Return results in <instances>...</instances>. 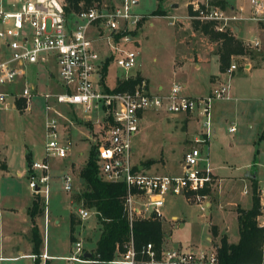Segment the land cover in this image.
I'll return each mask as SVG.
<instances>
[{
  "label": "rangeland",
  "instance_id": "374dc122",
  "mask_svg": "<svg viewBox=\"0 0 264 264\" xmlns=\"http://www.w3.org/2000/svg\"><path fill=\"white\" fill-rule=\"evenodd\" d=\"M127 1L129 13L139 15L140 19L138 24L127 23L131 39L124 47L133 48V42H136L134 67L139 63L148 79L150 92H156L157 85L162 87L161 91H166L172 83H176L181 85V93L184 95L199 97L207 94L209 75L217 72L216 64L211 60L199 62L195 67L191 57L197 51L202 56L203 49L213 50L216 43L194 29L191 20L199 24L208 23L216 31L230 32L245 48L244 54L236 56L235 60L239 63L247 62L251 68L239 69L227 78L224 74L219 75L221 80L227 82L229 98L233 100L212 102L213 106L216 102L222 106L221 125L218 126L216 139L211 136L212 132L216 134V124H210L207 142L201 148L202 158H205L215 174L217 166L221 181L217 187L214 185L209 188L206 196L198 200L188 198V195H168L160 208L162 236H169V243L173 247L211 249L218 243L219 235L223 232L228 242L235 243L238 238L235 210L237 207L247 209L250 206L251 181L248 185V182L238 178L245 172V168L258 173L260 182L255 185V193L259 199L260 214L256 221L264 224V0L260 1L257 12L249 4V0H223L224 15L231 19L221 23L189 17V26L185 21L182 0ZM170 1L179 4L172 13ZM8 2L9 0H0V5L5 6ZM120 2L121 0H100L90 5L112 8L119 7ZM156 11H165L166 14L169 13V17L158 15ZM172 18L175 20L173 25L169 22ZM174 27L180 35L174 31ZM234 27H239V30H234ZM253 41L257 45H252ZM93 46L100 57L106 53L107 49L102 41L94 42ZM42 73L40 74L43 75ZM119 73L121 71L114 63H109L105 75L108 87L114 86L115 76ZM33 81L37 91L34 89L32 92L38 94L31 97L29 108H25L24 103L17 106L15 99L23 81L19 80L13 85V90L8 86H0V92L7 93L0 101V165L4 167V157L8 164L6 172L0 170V205L13 208L7 213L10 217L4 214L0 219V250L6 257H15V260H5L2 264H33L30 256L22 255L31 253L29 233L32 225H35L41 240L39 254L43 247L46 254L58 256L52 259V264H90L63 259L62 256L73 254L75 240H80L82 250L92 252L97 238L96 217L90 214L87 219L76 220V208L80 203L73 201L72 196L83 188L76 178L79 177L78 171L89 151H92L100 130L99 124L95 123L99 113L94 108L83 112L80 107L71 108L52 103L61 114L57 116L64 129L61 135L70 139L69 153L67 157L48 160L47 192L45 196L42 192L34 194L38 198L40 212L31 217L28 210L33 194L27 185L29 179L25 155L28 154L29 163L42 157L45 140L43 121L53 114L51 111L46 113L43 109L42 94L51 90L45 86L47 80L45 85L40 78L34 77ZM188 118L189 116H182V113L165 110L143 112L137 123L138 130L130 140L131 161L142 164L145 173H179L183 150L198 144L184 142L185 121ZM197 120H193L190 126L204 132L201 118L198 117ZM230 125L235 128L233 133L227 130ZM61 131L62 128H58L59 134ZM24 168L25 175L22 172ZM17 172L20 175H16ZM65 173L73 180L72 187L67 192L62 189L59 179ZM204 202H208V205L204 206ZM70 214L75 217L76 223L72 233L73 242L68 239ZM172 215L176 216L175 221L170 220Z\"/></svg>",
  "mask_w": 264,
  "mask_h": 264
},
{
  "label": "built area",
  "instance_id": "2783aa9c",
  "mask_svg": "<svg viewBox=\"0 0 264 264\" xmlns=\"http://www.w3.org/2000/svg\"><path fill=\"white\" fill-rule=\"evenodd\" d=\"M260 1L249 0L255 12L260 8ZM189 4L193 19L221 23L231 19L224 15L223 8L208 1ZM63 5V0H13L5 6L0 5V41L7 50L6 56L0 60V86L14 83L23 75L25 65L34 64L45 56L53 58L61 86L60 91L42 94L44 111L53 114L43 121V155L28 165L27 185L32 194L42 192L46 195L48 160L64 158L69 153V138L61 135L64 129L57 119L61 114L52 106L53 103L80 107L83 112L94 108L99 113L95 123L99 124L100 130L92 148L96 174L104 181L124 183L122 207L129 227L133 219L154 218L161 222L160 208L168 195H188V198L196 200L205 197L200 190L213 186L214 175L201 156V141L196 140L198 144L184 150L178 174H148L140 169L138 163L131 161L130 140L137 131L140 114L147 110L197 112L207 138L210 106L214 100L228 98L227 82L218 80L207 94L199 97L182 94L181 85L176 83L166 91L150 92L143 79L130 90H114V86L108 87L105 83L103 62L110 58L122 72L115 80L134 76L129 72L135 64V47L125 48L124 44L131 39L127 23L136 24L140 16L129 13L127 0H122L119 7L103 8L92 4L67 13ZM92 28L96 32L95 39L88 34ZM96 40H101L106 46L104 58L94 49ZM252 45H257V42L253 41ZM233 57L221 72L225 78L239 69L250 68L249 63H239ZM6 94L0 92V101ZM32 96V88L23 85L15 99L23 100L25 108H29ZM58 128H62L60 134ZM234 129L230 125L227 130L233 132ZM77 179L80 180L79 177ZM60 180L62 189L69 191L73 182L71 176L62 174ZM76 212L79 221L87 219L90 214L96 215L94 210L83 207L81 203ZM170 220L175 221V218ZM169 239V236H161L158 245L147 241L136 248L129 231L124 241L115 244L113 257L107 264H217L215 246L205 250L182 249L171 246ZM85 251L80 240H75L73 254L62 258L90 264L96 262L89 259L90 255L83 257ZM28 256L36 258L33 254ZM37 257L38 264H44L49 258L44 251ZM9 259L13 258L0 256V264Z\"/></svg>",
  "mask_w": 264,
  "mask_h": 264
},
{
  "label": "trees",
  "instance_id": "16d2710c",
  "mask_svg": "<svg viewBox=\"0 0 264 264\" xmlns=\"http://www.w3.org/2000/svg\"><path fill=\"white\" fill-rule=\"evenodd\" d=\"M100 0H63L65 13L76 11L81 7H86L92 2ZM210 4L224 7L223 0H208ZM80 4V5H79ZM187 14L191 18L193 11L190 4L186 7ZM162 15L163 12L156 11ZM143 18V17H141ZM192 19V18H191ZM139 23V20L136 24ZM193 28L206 35L210 41L216 43L215 53L217 55L218 71L222 72L229 63L230 56L244 54V46L240 40L235 38L230 32L213 30L208 23H198L191 20ZM133 33V32H131ZM118 34L116 35V37ZM105 66L103 71L105 73ZM141 76L135 73L134 76L125 79H117L114 90H130L141 80ZM23 100L17 99V106L22 105ZM26 166L29 165V156L25 155ZM150 163V162H146ZM82 190L72 196L73 201L81 203L83 207L96 212L97 238L94 242L93 251L90 258L96 262L91 264H107L114 254L115 244L124 241L128 232H131L135 247L142 243L151 241L158 245L161 236V222L154 218L133 219L128 225L126 214L122 207V199L125 185L122 182H108L100 179L96 174V164L93 160L92 151H89L83 166L78 171ZM255 179L251 180L250 206L247 209L236 208V219L238 228V238L235 243L228 242L225 234H221L218 243L214 244L217 257V264H264V224L259 225L256 221L260 214L259 199L255 193ZM208 188L200 190L201 195L207 194ZM29 215L32 217L40 212L38 198L33 194ZM75 217L69 216L68 239L74 241L73 230ZM76 220H78L76 218ZM214 233V228L211 229ZM30 242L32 244L31 253L36 255L34 264H38L39 244L41 242L35 225L30 228ZM44 264H49L47 261Z\"/></svg>",
  "mask_w": 264,
  "mask_h": 264
},
{
  "label": "crops",
  "instance_id": "0c3cea01",
  "mask_svg": "<svg viewBox=\"0 0 264 264\" xmlns=\"http://www.w3.org/2000/svg\"><path fill=\"white\" fill-rule=\"evenodd\" d=\"M9 1H11V0H9ZM204 1H208V0H182V6L185 8V14H186V18H185V21H186V23L188 24V26H189V21L187 20V19H189V16H188V14H187V10H186V7H187V4H189L190 2H196L197 4H200V3H202V2H204ZM121 2H122V0H121ZM120 2V3H121ZM132 3H136V1L135 0H132L131 1ZM179 6V4L177 3V2H174V1H170V3H169V7L170 8H173L172 10H171V12L170 13H172V12H174L175 10H176V8ZM161 12H163V16H167V17H169V13H165V11H161ZM171 21H169L170 22V24L171 25H173V23H174V21L175 20H173V18L172 19H170ZM234 30H239V27H234ZM174 31H176V33L177 34H179L180 35V33L175 29V27H174ZM88 34H89V37H91V38H93V39H95V37H96V32H95V29H90L89 30V32H88ZM132 34V33H131ZM180 39V38H179ZM179 39H178V41H179ZM99 41H101V40H96L95 42H99ZM1 43H0V60L2 59V58H4L5 56H6V54H7V50L5 49V47H4V44H3V42L2 41H0ZM183 43V42H182ZM186 44L184 43V46H185ZM133 47H135L136 46V42H133V45H132ZM186 47V46H185ZM107 51V50H106ZM198 52L199 51H197L196 53L197 54H195L193 57H191V60L193 61V62H195V67H197L198 66V64H199V62H209V61H211V60H213L214 62H215V64H216V68H217V72H215V73H211L210 75H209V85H208V88H207V93L209 92V90L216 84V82L218 81V80H220V77H219V75L220 74H222L221 72H219L218 71V63H217V55H216V53H215V48L213 49V50H208V49H203V51H202V56H200L199 54H198ZM105 55H106V53L104 52V55L101 57V58H104L105 57ZM234 57L233 58H235L236 56H238V55H233ZM201 57V58H200ZM231 57L232 56H230V59H229V61L231 60ZM106 63V66H105V73H104V80H105V75H106V70H107V67L109 66V63H111V60H110V58H108L107 57V59H105L104 60V62H103V65H102V67L104 66V64ZM113 63V62H112ZM137 63V62H136ZM141 67H140V65H139V63H138V65L137 66H135L129 73L130 74H134L135 72L136 73H138L140 76H141V78L146 82V84H147V87H149V85H148V79H147V77L143 74V72H142V70L140 69ZM251 68V67H250ZM247 70H249V69H247ZM238 71V70H237ZM43 72V73H42ZM40 73H42L43 75H41ZM55 73V74H54ZM234 74V73H233ZM233 74L231 75V76H233ZM122 75V72L121 73H119V75H117V76H115V78H117V77H120ZM230 76V77H231ZM40 78V80H42L43 81V84L45 85L46 83V85L45 86H48L49 87V89H51V90H48L49 92H56V91H60L61 90V86H60V84H59V81H58V79H57V71H56V66H55V63H54V60H53V58L51 57V56H45L43 59H41V60H39L38 62H36V63H34V64H27V65H25L24 66V69H23V75H21L20 77H18L16 80H15V82L14 83H12V84H10V85H7L9 88H11L12 89V87H13V85H15L19 80H21V81H23V83H22V85H21V88L23 87V85H25V84H28V87H30V88H32V91L34 90V89H36V91H37V86L34 84V81H33V78ZM42 77H43V79H42ZM35 80V79H34ZM47 80V82L45 83V81ZM35 81H37V80H35ZM42 81H39V82H42ZM27 82V83H26ZM115 82H116V80H115ZM57 83V84H56ZM58 85V86H57ZM114 86H115V83H114ZM20 88V89H21ZM57 88V89H56ZM157 89V91L156 92H161V90H162V87L160 86V85H157V87H156ZM20 89H19V91H20ZM13 90V89H12ZM149 90V89H148ZM228 90H229V88L227 89V94H228V98L227 99H224V100H222V101H226V100H229V101H231V100H233V98L231 99V98H229V92H228ZM19 91H17V92H19ZM16 92V93H17ZM36 94H38L37 92L36 93H34V96L36 95ZM188 96V95H187ZM222 106L221 105H219L218 104V102H216V104H214V106L211 104V106H210V124H212V123H214V124H216V134L214 133V132H212V137L213 138H216L217 139V132L219 131V127L218 126H220L221 125V123H220V120H221V118H222V114H221V110H220V108H221ZM141 115L142 114H140V117H141ZM182 116H189V118H188V120H186L185 121V126H186V137H185V139H184V142H187V141H190V142H192V143H195V141L196 140H199V141H201L200 142V146H201V148H202V144H204V143H206L207 142V140H206V137L204 136V134H203V132L200 130V129H198V130H195V129H193L191 126H190V124L193 122V120L195 121H198L197 120V118L198 117H200V115L197 113V112H193V113H182ZM201 118V117H200ZM140 119V118H139ZM86 122H90V121H86ZM202 127V126H201ZM199 128V127H198ZM138 130V129H137ZM234 131H235V129H234ZM233 131V132H234ZM137 132V131H136ZM233 132H230V133H233ZM209 133H210V125H209ZM262 135H260V137H261ZM133 137V136H132ZM69 138V137H68ZM69 141H70V139H69ZM187 149V147L184 149V150H186ZM184 150H183V152H184ZM182 152V153H183ZM79 154H81V152L79 153ZM181 156H182V154H181ZM4 167H1V165H0V170L2 171V172H6V170H7V168H8V164H7V162H6V157H4ZM140 165V169L145 173L146 172V170L144 169V167L142 166V164H139ZM210 167V166H209ZM26 168V167H25ZM25 168L24 169H22V172H23V174L25 175ZM210 169H211V172H212V168L210 167ZM246 172H250V173H254V175H255V177L254 178H248V177H246L245 176V173ZM213 173V175H214V184H213V186L212 187H214V185H216V187H217V184L221 181V178H220V176L218 175V173H217V166H216V174L214 173V172H212ZM148 174H161V173H148ZM178 174V173H177ZM16 175H20V173H16ZM61 176V175H60ZM60 176H59V179H60ZM78 178V177H77ZM228 178H230V179H232V178H234V177H228ZM238 178H240V179H242V181H246V182H248L249 184L248 185H250V181L251 180H253V179H255V185H257L259 182H260V180L258 179V173H257V171L256 170H253V171H251L250 169H248V168H245V172L242 174V176L241 177H238ZM77 181L79 182L80 180L79 179H77ZM211 187V188H212ZM206 195V194H205ZM250 197V196H249ZM249 200H250V198H249ZM206 205H208V202H204V206H206ZM241 208V207H240ZM13 208L11 207V206H9L8 207V205H6V206H1L0 205V219H2V216L5 214V215H7L8 217H10V215L9 214H7V213H10V210H12ZM244 209V208H243ZM236 213V212H235ZM259 216V215H258ZM172 217H176L175 215H172L171 216V218ZM6 219H8V218H6ZM55 222H56V220H55ZM259 225H263L262 224V222L259 224ZM0 227H1V225H0ZM26 232H28V229H26L25 230ZM30 234V233H29ZM221 234H225L224 232L223 233H221ZM220 234V235H221ZM219 235V236H220ZM94 248V247H93ZM16 251H18V249H17V247H16ZM42 252H43V247H42ZM45 252V251H44ZM90 252L91 251H85L84 253H87L88 254V256L90 255ZM30 254H32V253H29V254H22L23 256H27V255H30ZM34 255V254H33ZM48 255V254H47ZM0 256H2V257H6V256H4V255H2L1 254V250H0ZM49 256V258L48 259H46L45 261H48V263L49 264H52L51 263V261H52V259H54V258H58V256H54V255H48ZM7 257H9V258H13V259H9L8 261H13V260H15V257L14 256H7ZM62 257H64V256H62ZM38 258V257H37ZM60 258V257H59ZM38 261H39V258H38ZM44 261V262H45ZM33 264H34V259H33Z\"/></svg>",
  "mask_w": 264,
  "mask_h": 264
},
{
  "label": "water",
  "instance_id": "95a60500",
  "mask_svg": "<svg viewBox=\"0 0 264 264\" xmlns=\"http://www.w3.org/2000/svg\"><path fill=\"white\" fill-rule=\"evenodd\" d=\"M245 176L248 177V178H251V179L255 177L254 173H250V172H246ZM82 256L83 257H88V254L84 253Z\"/></svg>",
  "mask_w": 264,
  "mask_h": 264
}]
</instances>
